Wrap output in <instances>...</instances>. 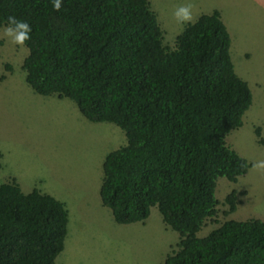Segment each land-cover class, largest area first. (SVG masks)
I'll list each match as a JSON object with an SVG mask.
<instances>
[{
  "label": "trees",
  "instance_id": "16d2710c",
  "mask_svg": "<svg viewBox=\"0 0 264 264\" xmlns=\"http://www.w3.org/2000/svg\"><path fill=\"white\" fill-rule=\"evenodd\" d=\"M27 21L22 61L38 95L72 100L93 123L125 135L102 163L99 197L117 224L143 222L156 207L179 235L163 264H264V222L227 220L197 233L217 213V179L236 183L252 167L225 141L252 103L234 72L231 39L217 10L187 23L173 49L148 0H0L8 16ZM9 69V66H6ZM264 145L260 128L254 131ZM236 192L225 197L236 210ZM68 215L62 202L15 180L0 185V264H54Z\"/></svg>",
  "mask_w": 264,
  "mask_h": 264
},
{
  "label": "rangeland",
  "instance_id": "374dc122",
  "mask_svg": "<svg viewBox=\"0 0 264 264\" xmlns=\"http://www.w3.org/2000/svg\"><path fill=\"white\" fill-rule=\"evenodd\" d=\"M162 31V43L173 49L187 24L173 13L190 6L192 21L217 10L230 39L235 74L249 87L252 103L242 125L225 138L227 146L250 163L264 159V0H148ZM0 27V185L17 182L22 193L36 189L65 204L67 232L54 264H163L179 241L157 208L140 223L117 224L102 205L99 187L105 156L124 146V132L112 123L86 120L76 104L57 95L36 94L25 81L22 61L27 48L13 45ZM9 66V69L6 68ZM236 192L237 206L227 214L225 197ZM219 204L198 237L224 221L264 222V170L251 167L236 183L217 179Z\"/></svg>",
  "mask_w": 264,
  "mask_h": 264
},
{
  "label": "clouds",
  "instance_id": "9594fccd",
  "mask_svg": "<svg viewBox=\"0 0 264 264\" xmlns=\"http://www.w3.org/2000/svg\"><path fill=\"white\" fill-rule=\"evenodd\" d=\"M62 0H52L53 8L57 11L61 8ZM175 19L181 23L186 24L192 21V12L190 6H180L173 13ZM3 35L8 37L9 41L16 46H23L25 42L30 40L31 26L30 24L15 16H8L7 22L3 26ZM252 167L256 170H264V159L255 161Z\"/></svg>",
  "mask_w": 264,
  "mask_h": 264
},
{
  "label": "crops",
  "instance_id": "0c3cea01",
  "mask_svg": "<svg viewBox=\"0 0 264 264\" xmlns=\"http://www.w3.org/2000/svg\"><path fill=\"white\" fill-rule=\"evenodd\" d=\"M43 194H47V193H43ZM48 195H51L52 196V194H48ZM62 202V201H61ZM63 203V202H62ZM64 204V203H63ZM64 206H65V204H64Z\"/></svg>",
  "mask_w": 264,
  "mask_h": 264
}]
</instances>
